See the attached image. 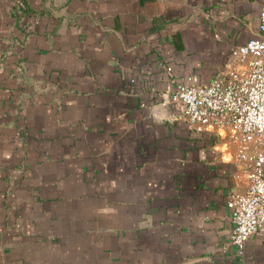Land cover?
I'll return each mask as SVG.
<instances>
[{
    "label": "crops",
    "instance_id": "1",
    "mask_svg": "<svg viewBox=\"0 0 264 264\" xmlns=\"http://www.w3.org/2000/svg\"><path fill=\"white\" fill-rule=\"evenodd\" d=\"M264 0H0V264H264L230 241L244 161L170 101Z\"/></svg>",
    "mask_w": 264,
    "mask_h": 264
},
{
    "label": "built area",
    "instance_id": "2",
    "mask_svg": "<svg viewBox=\"0 0 264 264\" xmlns=\"http://www.w3.org/2000/svg\"><path fill=\"white\" fill-rule=\"evenodd\" d=\"M258 18V32L233 45L225 68L206 82L186 73L170 97L182 104L179 117L189 128L223 130L244 161L247 189L227 200L233 210L229 238L240 252L264 227V6Z\"/></svg>",
    "mask_w": 264,
    "mask_h": 264
}]
</instances>
